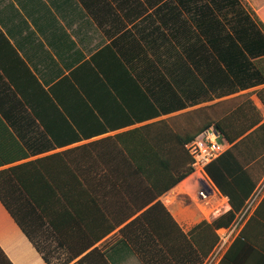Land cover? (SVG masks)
I'll return each mask as SVG.
<instances>
[{
	"label": "crops",
	"instance_id": "obj_1",
	"mask_svg": "<svg viewBox=\"0 0 264 264\" xmlns=\"http://www.w3.org/2000/svg\"><path fill=\"white\" fill-rule=\"evenodd\" d=\"M241 3L264 25V0ZM224 4L0 0V134L13 138L0 139V147L10 143L28 154L0 172L67 150H88L91 143L105 141L96 149L118 147L107 140L118 134H124L131 150H176L179 138L217 124L235 140L221 137L222 152L252 134L264 122V83H253V66L242 73L234 46L214 49L207 43L212 29L209 36L232 34L226 21L223 28L207 24L234 17L236 11ZM242 147L261 149L264 139L255 136ZM260 171L258 166L249 176L235 173L224 179L237 212L253 194ZM90 178L102 182L83 197L75 225L37 230L40 252L0 202V250L11 264H47L42 254L50 264H62L69 258L65 245L89 246L67 264L85 256L83 264H97L101 257L108 264H174L185 257L189 247L180 235L203 220L180 191L190 177L155 200L133 177ZM111 179L131 181L129 190L108 183ZM212 184L228 199L224 213L232 210L229 196ZM156 202L160 206L151 211ZM215 264H264V193Z\"/></svg>",
	"mask_w": 264,
	"mask_h": 264
},
{
	"label": "trees",
	"instance_id": "obj_2",
	"mask_svg": "<svg viewBox=\"0 0 264 264\" xmlns=\"http://www.w3.org/2000/svg\"><path fill=\"white\" fill-rule=\"evenodd\" d=\"M224 1L226 7L236 11L234 17L211 23L207 21V24L212 26L218 24L223 28V21H226L232 34L225 36L217 32L215 35L209 36L208 32L212 33L211 31L215 30L212 29L207 32V43L214 49L215 46L224 44L234 46L240 54L242 73L248 72L247 70L253 66V83H264V25L255 17L256 14L248 13L242 8L241 0ZM216 6L218 7L219 3ZM216 54L219 61L224 63L222 54ZM244 77L246 76L244 75ZM247 77L250 78L251 74H248ZM247 85L244 84L243 87ZM260 99L264 106L262 95ZM209 127L211 126H207L201 132L187 138H179V147L176 150L159 146L146 150H131L124 145V134H118L113 139H107L117 141L118 147L96 149L99 144L105 142L101 141L89 144L88 150L85 149L86 147L77 150L75 148L12 166L0 172V202L40 252L34 240L37 230L43 225L55 231H58L60 225L67 228L75 225L78 217L80 218L83 197L90 196L89 194L94 189V183L102 182H92L91 176L106 174L133 177V181L140 183L142 181L148 186L149 191L153 193L150 199L155 200L161 193L192 174V158L184 145ZM213 127L229 143L235 142L228 138L217 124ZM255 136H262L264 139V122L252 134L233 144L206 166V175L223 194L229 196L232 210L211 222L200 221L186 235L181 233V242L187 244L189 251L185 253V257L181 261L174 259V264H201L217 242L215 230L227 227L233 221L238 208L234 204V197L231 196L229 187L224 182L226 176L231 177L235 173H239L240 176H249L254 168L261 166L260 178L251 188L254 189L264 175V147L261 149L253 147V150H245L246 148L242 147ZM0 139L6 143L8 140H13L11 137L7 139V136L4 137L3 134H0ZM77 153H79V158L76 160L74 157ZM93 154L100 156V159L94 158ZM27 157V153L10 146V143L7 147H0V167ZM253 162L254 164L249 166ZM108 183L118 184L120 189L127 191L131 181L114 179ZM145 203L143 202L140 207H143ZM158 206L160 204L156 202L151 211ZM63 247L69 252V258L62 264H67L89 246H82L77 250H74V246L70 245ZM85 257L80 259L77 264H83L87 260ZM42 258L47 264H50L45 254H42ZM142 262L149 264L145 260ZM96 263L108 264L103 257ZM0 264H11L1 250ZM167 264H172V262L168 261Z\"/></svg>",
	"mask_w": 264,
	"mask_h": 264
},
{
	"label": "built area",
	"instance_id": "obj_3",
	"mask_svg": "<svg viewBox=\"0 0 264 264\" xmlns=\"http://www.w3.org/2000/svg\"><path fill=\"white\" fill-rule=\"evenodd\" d=\"M186 150L192 158V174L189 177H194L180 191L182 195L187 197L190 205L196 209L200 217L207 222H211L224 214L228 203V199L215 189L205 173L206 166L223 151L221 136L211 126L187 143ZM263 193L264 175L258 182L245 207L234 214L233 221L227 227L215 230L217 242L201 264H215L221 258L228 245L237 235L244 219Z\"/></svg>",
	"mask_w": 264,
	"mask_h": 264
},
{
	"label": "rangeland",
	"instance_id": "obj_4",
	"mask_svg": "<svg viewBox=\"0 0 264 264\" xmlns=\"http://www.w3.org/2000/svg\"><path fill=\"white\" fill-rule=\"evenodd\" d=\"M224 149V148H223ZM191 178V177H190ZM192 179H193V176H192ZM192 179H190L189 181H186L184 184H183V186L184 185H186V184H188ZM192 206V205H191ZM193 207V206H192ZM194 208V207H193ZM195 209V208H194ZM196 210V209H195Z\"/></svg>",
	"mask_w": 264,
	"mask_h": 264
},
{
	"label": "bare ground",
	"instance_id": "obj_5",
	"mask_svg": "<svg viewBox=\"0 0 264 264\" xmlns=\"http://www.w3.org/2000/svg\"><path fill=\"white\" fill-rule=\"evenodd\" d=\"M193 177H194V176H193ZM190 179H192V176H191V178H189L187 181H189ZM190 182H191V181H190ZM184 186H186V185H184ZM184 186H183V187H184Z\"/></svg>",
	"mask_w": 264,
	"mask_h": 264
}]
</instances>
